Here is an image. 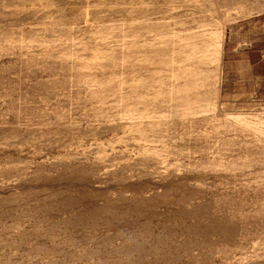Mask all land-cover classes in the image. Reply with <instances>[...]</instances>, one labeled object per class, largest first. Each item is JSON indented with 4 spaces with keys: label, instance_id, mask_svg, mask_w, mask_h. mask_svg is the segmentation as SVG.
Listing matches in <instances>:
<instances>
[{
    "label": "rangeland",
    "instance_id": "374dc122",
    "mask_svg": "<svg viewBox=\"0 0 264 264\" xmlns=\"http://www.w3.org/2000/svg\"><path fill=\"white\" fill-rule=\"evenodd\" d=\"M264 0H0V264H264Z\"/></svg>",
    "mask_w": 264,
    "mask_h": 264
},
{
    "label": "crops",
    "instance_id": "0c3cea01",
    "mask_svg": "<svg viewBox=\"0 0 264 264\" xmlns=\"http://www.w3.org/2000/svg\"><path fill=\"white\" fill-rule=\"evenodd\" d=\"M261 57H262L263 64H264V49H263V51H262Z\"/></svg>",
    "mask_w": 264,
    "mask_h": 264
}]
</instances>
